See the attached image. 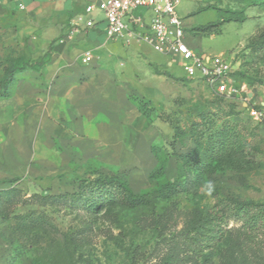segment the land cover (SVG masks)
Segmentation results:
<instances>
[{"label":"rangeland","instance_id":"374dc122","mask_svg":"<svg viewBox=\"0 0 264 264\" xmlns=\"http://www.w3.org/2000/svg\"><path fill=\"white\" fill-rule=\"evenodd\" d=\"M176 13L183 21L185 42L197 53L228 58L233 68L230 79L243 90L233 99L221 97L203 80L188 77L178 58L144 42L126 46L106 39L111 56L103 52L102 62L118 72L135 73L134 95L163 108L167 119L177 122L186 135L173 139V124L161 123L162 138L155 142L160 159L143 168L95 164L76 168L78 174L54 175L46 174L41 166L37 171L35 162L13 168L0 161V181L14 180L25 198L43 193L49 197L46 201L32 197L15 204L9 219H0V264H162L171 241L192 217V211L210 208L216 196L264 201V120L261 113H252L264 110V0H179ZM133 14H142L146 21L150 17L144 7ZM149 61L166 71L167 79L155 82L146 78L153 69ZM214 109L220 111L214 118L216 126L225 120L235 122L245 143L240 151L209 164L200 182L192 183L178 155L193 149L191 139L205 131L203 124L190 131L192 124L199 123V113ZM160 163L162 172L150 175ZM98 174L121 178L134 193L167 190L168 181L176 182L178 189L168 191V197L160 196L152 205L104 204L96 211L81 206L80 201L53 199L54 194L72 190V181L79 179L75 175L87 180ZM187 179L190 182L184 186ZM207 180L216 184L212 196L203 194L202 185ZM14 215L39 218V225L35 230L18 231ZM25 221L23 224L29 225ZM228 224L233 226L234 222Z\"/></svg>","mask_w":264,"mask_h":264},{"label":"crops","instance_id":"0c3cea01","mask_svg":"<svg viewBox=\"0 0 264 264\" xmlns=\"http://www.w3.org/2000/svg\"><path fill=\"white\" fill-rule=\"evenodd\" d=\"M96 2L0 0V60L19 64L48 54L39 70L15 73L9 97L0 98L4 164L20 168L35 162L37 171L41 166L46 174L74 175L88 165L129 169L155 163L151 146L162 138L159 125L166 122L157 112L164 109L134 95V72L102 62L103 52L111 56L104 21L84 27L88 5L96 20L103 19ZM86 50L93 55L89 62L83 60ZM149 64L146 78L167 79L166 71Z\"/></svg>","mask_w":264,"mask_h":264},{"label":"trees","instance_id":"16d2710c","mask_svg":"<svg viewBox=\"0 0 264 264\" xmlns=\"http://www.w3.org/2000/svg\"><path fill=\"white\" fill-rule=\"evenodd\" d=\"M47 55L46 53L37 60L26 59L19 64L11 58L1 59L0 98L9 97L8 88L15 73L31 68L39 70L46 62ZM219 112L214 109L199 113L200 121L192 124L190 131L195 132L199 124L206 126V129L191 139L193 149L178 155L187 168L192 183L200 182L209 164L221 156L240 151L245 143V138L235 129V122L225 120L220 126H216L214 118ZM260 113L264 120V110ZM167 115L163 114L162 109L157 112L162 121L173 124L172 138L186 135L182 129H178L177 122L167 119ZM151 152L159 161L160 150L155 143L151 146ZM161 165L160 163L150 175L158 176L163 170ZM75 176L79 179L72 181V190L54 194L52 197L64 201L69 199L72 203L80 201L81 206H86L91 211L100 210L104 204L117 203L131 207L152 205L160 196L168 197L178 189L176 182L168 181V186L165 187L167 190L153 189L145 193H134L127 182L118 177L108 178L98 174L96 178L82 180L81 175ZM13 181H0V219L3 221L9 219L11 207L15 204L25 203L32 197H38L41 201L49 198L44 193L25 198L20 195L21 190ZM6 182L9 183L8 186L1 187V184ZM186 182L190 181L185 180L184 186ZM187 189L189 188L184 190ZM215 198L216 201L210 208L192 211V217L179 230L170 245L168 244L169 253L162 264H264V201H242L232 196ZM14 218L18 231L25 232L28 228L35 230L39 225V218L34 220L32 216L14 215ZM25 220H28L29 225L23 224ZM230 220L234 222L233 226H229Z\"/></svg>","mask_w":264,"mask_h":264},{"label":"built area","instance_id":"2783aa9c","mask_svg":"<svg viewBox=\"0 0 264 264\" xmlns=\"http://www.w3.org/2000/svg\"><path fill=\"white\" fill-rule=\"evenodd\" d=\"M178 3L179 0H97L96 9L103 19L96 20L94 6L88 5L85 11L90 17L84 27L91 28L104 21L106 39L119 40L126 46L132 42L147 43L162 54L178 58L188 77L203 80L216 93L226 97L238 95L243 89L230 79L233 73L230 60L223 54L197 53L185 42L183 21L176 13ZM19 7L23 8V5L19 4ZM138 7L150 11L148 21L142 14H133ZM92 57L90 50L83 54L85 62L91 61Z\"/></svg>","mask_w":264,"mask_h":264},{"label":"clouds","instance_id":"9594fccd","mask_svg":"<svg viewBox=\"0 0 264 264\" xmlns=\"http://www.w3.org/2000/svg\"><path fill=\"white\" fill-rule=\"evenodd\" d=\"M203 194L206 196H212L216 190V184L213 180H207L203 185Z\"/></svg>","mask_w":264,"mask_h":264}]
</instances>
